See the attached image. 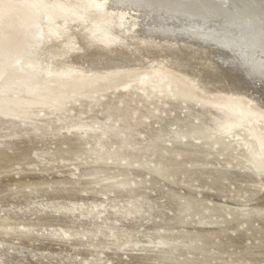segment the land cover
Wrapping results in <instances>:
<instances>
[{
    "label": "rangeland",
    "instance_id": "obj_1",
    "mask_svg": "<svg viewBox=\"0 0 264 264\" xmlns=\"http://www.w3.org/2000/svg\"><path fill=\"white\" fill-rule=\"evenodd\" d=\"M89 1H105L98 14L114 20L93 23L91 39L151 38L148 25L166 26L137 5ZM5 2L16 7L0 8V99L31 105L0 109V264H264V174L248 169L243 146L264 138V116L216 138L231 116L157 70H172L169 57L88 85L71 77L72 90L49 85L47 67L66 46L48 42L40 11ZM228 85L205 93L235 94ZM239 95L264 112L257 93ZM244 210L260 215L247 221Z\"/></svg>",
    "mask_w": 264,
    "mask_h": 264
},
{
    "label": "bare ground",
    "instance_id": "obj_2",
    "mask_svg": "<svg viewBox=\"0 0 264 264\" xmlns=\"http://www.w3.org/2000/svg\"><path fill=\"white\" fill-rule=\"evenodd\" d=\"M13 1L21 3L24 11L29 14L40 11L39 14L45 17L48 42L53 40L55 46H66L67 52L64 53V57L62 56L64 59L58 61L59 65L51 64L47 67L49 85L62 87L66 91L72 90L78 88V84H71L68 80L71 77L80 76L74 82L88 85L99 79L100 75L106 77L104 75L117 73L109 70L139 67L157 58L169 57L173 59L170 66L172 70L162 68L157 70L177 78L181 82V87L187 88L195 98L198 97L217 109L224 110L226 117L231 116L230 119L219 124L214 133L216 138L240 128L244 118L253 117L255 114L264 116L262 109L256 110L248 106L246 98L239 95L241 93L248 97L253 91L259 95V100L264 102V0H116L122 5H137L143 8L144 13L153 11L164 20L166 26L163 28L156 29L148 25V30L156 35L145 39L138 35H131L126 39L107 35L99 39L88 37L87 30L93 23L114 22L111 16L98 14L100 11L108 12L105 1H94L95 3L89 0ZM15 7L7 5L5 0H0V8L6 12L12 11ZM61 19L66 20V24L61 22L63 26H57V22ZM172 22L180 23L181 28L169 26ZM141 28L143 30L145 27ZM34 36L37 37V33ZM183 50L189 51L190 55L183 56ZM137 52H142L144 56L140 64L141 60L137 57V54L139 55ZM53 54H49V61L54 58ZM197 54H206L211 56L212 60L200 62ZM178 63H182L181 66H184L185 70H179L177 73L175 69H179ZM194 77L208 87L203 84L202 88L198 86L199 84L197 85L192 79ZM62 81L66 82L61 83ZM222 82L229 83L230 87L228 85L226 91L235 94L205 93L213 92L211 87ZM236 93H239L238 96H234ZM29 105L31 103L22 102L20 99L13 102L7 98L0 99V109L9 114L26 113ZM238 111L240 114L237 113ZM249 122L251 123V120ZM243 142L248 169L263 175L264 138L260 135H251V140L244 138ZM241 215L248 221L254 216L259 217L260 211L244 210Z\"/></svg>",
    "mask_w": 264,
    "mask_h": 264
}]
</instances>
